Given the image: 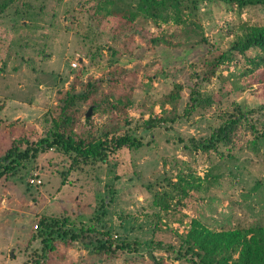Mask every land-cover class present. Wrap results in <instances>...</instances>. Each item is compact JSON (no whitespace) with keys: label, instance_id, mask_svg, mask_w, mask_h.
Masks as SVG:
<instances>
[{"label":"rangeland","instance_id":"1","mask_svg":"<svg viewBox=\"0 0 264 264\" xmlns=\"http://www.w3.org/2000/svg\"><path fill=\"white\" fill-rule=\"evenodd\" d=\"M85 1L0 0V157L52 129L69 90L88 95L73 108L78 134L129 133L143 144L88 163L49 148L0 177V264L33 258L42 216L140 242L113 257L95 253L96 239L61 244L50 264H190L150 243L175 241L195 218L215 230L264 226V139L254 149L245 122L217 149L192 143L242 111L264 114L262 68L216 63L247 26L264 25V6L180 0L156 20L128 24Z\"/></svg>","mask_w":264,"mask_h":264},{"label":"trees","instance_id":"2","mask_svg":"<svg viewBox=\"0 0 264 264\" xmlns=\"http://www.w3.org/2000/svg\"><path fill=\"white\" fill-rule=\"evenodd\" d=\"M90 1L86 0L85 3L90 4ZM209 1H220L227 5L236 3L242 9L250 6H264V0ZM179 2L180 0H139L137 4H132L133 2L127 0V3L123 2L124 5H121L120 0H94V6L103 8L106 12L105 17L116 15L121 20L131 24L139 16L156 20L165 11L179 6ZM6 7L5 4L0 5V16ZM89 7L96 9L92 8L91 4ZM239 58L245 59L250 65L245 70L246 74L255 72L259 68H262L264 74V25L247 26L246 32L238 34L229 46L218 55L216 63L222 64ZM87 98V94L76 95L69 90L67 97L63 99V105L58 117L54 120L52 129L35 141L28 142V139H23L27 143L24 147L22 146L24 143L20 145L13 142L0 157V177L14 174L18 169L25 166L27 160L33 156L36 157L49 148L57 149L76 163H88L106 159L110 153H115L123 147L142 146L141 137L129 133L119 134L110 131L111 133L107 132L99 138L91 134L88 136L78 134L75 129L77 116L73 108L77 100H86ZM122 102L126 107L131 104L129 99L122 100ZM196 103L197 98L194 97L192 107ZM185 111L193 110L186 108ZM248 111L254 112L253 109ZM156 122L154 117L148 120L151 126ZM245 122L252 135V147L258 149L260 140L264 139V114L252 119L244 111L226 119L224 123L214 128L207 140L196 143L193 138V146L195 148L213 147L217 149L219 144L231 139L234 129ZM36 237L40 238L41 246L35 249L33 258L27 264H50L51 257L58 254L61 244L73 246L84 243L87 245L96 239L95 253L98 255L107 254L109 257L115 256L118 251L135 252L140 245L137 240L122 239L115 241L108 230L100 231L95 225L89 226L82 223L78 226L77 222L69 216H42L39 219L37 233H33L31 239ZM175 238L173 242L159 240L150 244L154 249L164 248L173 253L177 259L187 261L190 264H264V226L261 225L235 230L230 228L215 230L206 226L200 219L195 218L191 220L187 231H176ZM152 263L161 264L159 261H152Z\"/></svg>","mask_w":264,"mask_h":264},{"label":"built area","instance_id":"3","mask_svg":"<svg viewBox=\"0 0 264 264\" xmlns=\"http://www.w3.org/2000/svg\"><path fill=\"white\" fill-rule=\"evenodd\" d=\"M73 65L76 67V66H77V63H76V62H73ZM30 181H31L32 183H40V182H41V180H40V179H37L36 177H32V178L30 179Z\"/></svg>","mask_w":264,"mask_h":264},{"label":"water","instance_id":"4","mask_svg":"<svg viewBox=\"0 0 264 264\" xmlns=\"http://www.w3.org/2000/svg\"><path fill=\"white\" fill-rule=\"evenodd\" d=\"M91 111H92V107L89 108V110H88L86 116H89V115L91 114ZM150 258H151V259H154V256H153L152 254H150Z\"/></svg>","mask_w":264,"mask_h":264}]
</instances>
